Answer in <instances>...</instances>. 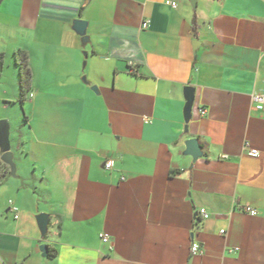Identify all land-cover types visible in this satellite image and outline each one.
<instances>
[{"label": "crops", "instance_id": "1", "mask_svg": "<svg viewBox=\"0 0 264 264\" xmlns=\"http://www.w3.org/2000/svg\"><path fill=\"white\" fill-rule=\"evenodd\" d=\"M0 55L30 73L0 264H264V0H2Z\"/></svg>", "mask_w": 264, "mask_h": 264}, {"label": "water", "instance_id": "2", "mask_svg": "<svg viewBox=\"0 0 264 264\" xmlns=\"http://www.w3.org/2000/svg\"><path fill=\"white\" fill-rule=\"evenodd\" d=\"M2 0H0L1 3ZM190 3L193 8L196 7L197 0H190ZM74 30L82 36V43H86L88 38L85 35L86 22L81 20L74 21L73 25ZM93 91L96 90L95 87L92 88ZM194 100V91L193 88H186V106H185V122L188 123L190 119L192 104ZM9 123L7 120H0V161L8 166L9 175L14 177L16 172V167L13 161V153L10 150V141H9ZM186 153L193 158L201 156V149L197 140L192 139L186 143ZM37 224L41 233L46 232L48 217L45 214H40L37 217ZM47 247L45 245L40 246V251L43 257L47 256Z\"/></svg>", "mask_w": 264, "mask_h": 264}, {"label": "rangeland", "instance_id": "3", "mask_svg": "<svg viewBox=\"0 0 264 264\" xmlns=\"http://www.w3.org/2000/svg\"><path fill=\"white\" fill-rule=\"evenodd\" d=\"M17 66L18 69L16 68V70L13 65L2 70L0 55V75L2 74V76H0V120H7L10 125L9 138L11 145H13L19 127L22 124L24 108L21 106L20 102H16L15 104H5L4 101L1 100V96L4 89L11 91L16 90L14 84L16 82L19 83L20 77V66Z\"/></svg>", "mask_w": 264, "mask_h": 264}, {"label": "built area", "instance_id": "4", "mask_svg": "<svg viewBox=\"0 0 264 264\" xmlns=\"http://www.w3.org/2000/svg\"><path fill=\"white\" fill-rule=\"evenodd\" d=\"M171 6L175 7V4L171 3ZM146 26H147V24L144 23L143 27H146ZM252 99H253V102H254V109L256 111L264 110V93L261 94V95H256ZM201 114H204V111H201ZM244 148L248 151V154L251 157H253V158H257L258 157L259 153H258V151L256 149L249 148L248 144H245ZM112 166H113V162L111 160H107L104 163V167L106 169H111ZM11 210L15 213L14 218H17V215H16L17 214V209L15 207H11ZM244 213H246L247 215L252 216V217L256 216V214H257L256 210L251 208V207H245L244 208ZM197 215L202 220H205V219L208 218V213L205 211V209H202V208L197 211ZM223 232L224 231H221V233H223ZM101 239H102V242H104V243H108V241H109L106 236H102ZM199 252H200V249H199L198 244H196V243L192 244L191 247H190V253L192 255H196Z\"/></svg>", "mask_w": 264, "mask_h": 264}, {"label": "trees", "instance_id": "5", "mask_svg": "<svg viewBox=\"0 0 264 264\" xmlns=\"http://www.w3.org/2000/svg\"><path fill=\"white\" fill-rule=\"evenodd\" d=\"M19 66H20L19 87L21 93V100H23V97L29 87L30 73L25 59L22 60ZM8 172H9V168L0 161V182L2 181V179H4V177L8 174ZM47 256L52 257L51 254H48Z\"/></svg>", "mask_w": 264, "mask_h": 264}]
</instances>
